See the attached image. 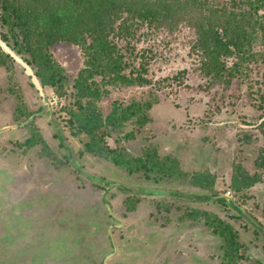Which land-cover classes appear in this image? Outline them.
I'll list each match as a JSON object with an SVG mask.
<instances>
[{
  "label": "rangeland",
  "instance_id": "rangeland-1",
  "mask_svg": "<svg viewBox=\"0 0 264 264\" xmlns=\"http://www.w3.org/2000/svg\"><path fill=\"white\" fill-rule=\"evenodd\" d=\"M186 13L137 45L158 55L148 66L151 84L106 87L97 104L103 117L116 104L151 102L152 108L144 126L126 124L100 141V157L85 153V137L71 135V96L59 98L35 78L36 90L34 70L8 48L17 60L9 70L0 67V129L17 128L0 133V264H129L128 257L132 264H224L223 240L188 217L199 212L218 216L237 232L243 248L231 251L229 264H264V237L230 204L264 230L260 77L255 64L245 80L204 77L192 48L203 16ZM57 49H51L53 58L68 73L73 58L60 61ZM235 61L229 57L228 67ZM77 71L68 73L70 79ZM112 150L131 162L151 150L170 156L178 168L173 177L158 171L130 175L104 159ZM196 173L213 186L193 182ZM215 195L231 200L217 204Z\"/></svg>",
  "mask_w": 264,
  "mask_h": 264
},
{
  "label": "trees",
  "instance_id": "trees-1",
  "mask_svg": "<svg viewBox=\"0 0 264 264\" xmlns=\"http://www.w3.org/2000/svg\"><path fill=\"white\" fill-rule=\"evenodd\" d=\"M184 9L194 17L203 16L198 29L196 26L199 38L192 47L202 59L203 76L220 83L229 82L222 79L224 74L228 79L245 80L251 70L247 72L249 64H255L253 69L260 77L258 87L264 91V0H0V40L34 70L42 87L52 89L59 98L71 96L74 108L67 109L71 135L85 137V153L100 157L104 155L98 148L100 141L119 134L126 124L144 126L152 108L151 102L126 107L116 104L103 117L97 104L107 96L106 87L151 84L146 76L148 66L158 55L147 47L137 50V45L168 23L169 29ZM205 10L210 11L208 16ZM54 47L58 48L55 53L60 61L67 63V56H72L74 63L67 65L71 69L68 73L78 69L74 78L70 79L67 70L53 58ZM231 56L236 61L228 67ZM8 63L12 66L14 61L0 50V67L9 70ZM259 98L264 101V94ZM112 151L114 154L104 159L130 175L158 171L173 177L178 168L176 160L170 156L159 158L151 150L134 162L125 159L120 150ZM192 180L209 187L214 184L202 173L192 175ZM213 199L217 204L225 203L217 195ZM230 203L254 233L264 237L263 227L257 221L261 228L256 227L246 213ZM188 217L203 221L223 240L220 248L224 249V264L232 260L231 251L243 248L237 232L218 216L199 212L189 213Z\"/></svg>",
  "mask_w": 264,
  "mask_h": 264
},
{
  "label": "water",
  "instance_id": "water-1",
  "mask_svg": "<svg viewBox=\"0 0 264 264\" xmlns=\"http://www.w3.org/2000/svg\"><path fill=\"white\" fill-rule=\"evenodd\" d=\"M0 49L2 50V52L5 54V55H9L12 59H14L15 61L17 60L16 57L13 55V53L8 49V47L6 46V44H4L3 42L0 41ZM21 63V61H20ZM25 69L26 70H29L28 69V66L24 65ZM36 77H33L32 78V83L33 85L36 87V90H39L40 87L38 86V81H36L35 79ZM14 128H17V127H6V128H3V129H0V133H3V132H6L7 130H11V129H14ZM118 185V184H117ZM149 198H154V199H157V198H160L162 196L160 195H155V196H151V195H145ZM219 198H223L225 199L226 201H230L231 199L227 198L226 196H219ZM213 201H215V199H213ZM211 200V202H213ZM232 202V201H230ZM210 203V202H209ZM231 204V203H230ZM246 217L249 219V221L254 224L256 227L258 228H261V226L252 218L250 217L248 214L246 215ZM264 231V230H263Z\"/></svg>",
  "mask_w": 264,
  "mask_h": 264
},
{
  "label": "flooded vegetation",
  "instance_id": "flooded-vegetation-1",
  "mask_svg": "<svg viewBox=\"0 0 264 264\" xmlns=\"http://www.w3.org/2000/svg\"><path fill=\"white\" fill-rule=\"evenodd\" d=\"M238 207H239V206H238ZM239 209H240V208H239ZM111 218H113V220L116 219V218H114L112 215H111ZM94 227H95V226H94ZM95 228H97V227H95ZM90 231L93 232V229L91 228ZM107 238H109V235H107ZM107 238H106V239H107ZM121 254H122V253H121ZM121 254H120V255H121ZM132 255H133V254H132ZM133 256H134V255H133ZM131 258H132V257H128V259H129L128 262L130 261L129 264H132V263L134 262V259H131ZM117 261H119V260H117ZM107 263H108V262H107ZM107 263H106V264H107ZM114 263H116V261H115ZM123 264H124V263H123Z\"/></svg>",
  "mask_w": 264,
  "mask_h": 264
},
{
  "label": "crops",
  "instance_id": "crops-1",
  "mask_svg": "<svg viewBox=\"0 0 264 264\" xmlns=\"http://www.w3.org/2000/svg\"><path fill=\"white\" fill-rule=\"evenodd\" d=\"M133 258H134V256H133Z\"/></svg>",
  "mask_w": 264,
  "mask_h": 264
}]
</instances>
